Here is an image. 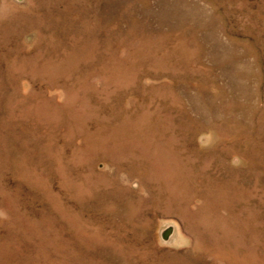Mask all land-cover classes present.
<instances>
[{"label":"rangeland","instance_id":"obj_1","mask_svg":"<svg viewBox=\"0 0 264 264\" xmlns=\"http://www.w3.org/2000/svg\"><path fill=\"white\" fill-rule=\"evenodd\" d=\"M0 264H264V0H0Z\"/></svg>","mask_w":264,"mask_h":264},{"label":"bare ground","instance_id":"obj_2","mask_svg":"<svg viewBox=\"0 0 264 264\" xmlns=\"http://www.w3.org/2000/svg\"><path fill=\"white\" fill-rule=\"evenodd\" d=\"M62 56V55H61ZM95 114V113H94ZM72 121V120H71ZM79 121V120H78ZM87 121V120H86ZM77 122V121H76ZM82 122V121H81ZM85 122V121H84ZM73 123V122H72ZM79 127H81V126H79ZM72 133H74V132H72ZM153 138V137H152ZM168 172V171H167ZM169 173V172H168ZM150 177V176H149ZM167 178V177H166ZM174 191H176L175 189H174ZM177 194V193H176ZM171 196V195H170ZM175 196V195H174ZM178 197V196H177ZM177 197H176V199H177ZM171 199V198H170ZM190 199V198H189ZM176 201V200H175ZM184 212V211H183ZM182 214H184V213H182ZM195 214V213H194ZM197 214V213H196ZM190 216V215H189ZM195 217V216H194ZM195 218H197V216L195 217ZM203 219V218H202ZM202 221V220H201ZM206 226H207V224H206ZM207 228V227H206Z\"/></svg>","mask_w":264,"mask_h":264}]
</instances>
